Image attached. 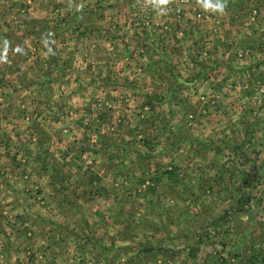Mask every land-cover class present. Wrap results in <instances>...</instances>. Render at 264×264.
<instances>
[{"label":"rangeland","instance_id":"obj_1","mask_svg":"<svg viewBox=\"0 0 264 264\" xmlns=\"http://www.w3.org/2000/svg\"><path fill=\"white\" fill-rule=\"evenodd\" d=\"M102 1L0 0V73L18 63L19 56H14L18 47L11 43L22 35L21 22L27 23L32 35L54 43V52L67 53L60 57L62 66L57 72L61 77L44 76L46 71L37 77L40 83L44 77L53 81L47 90H39L43 99L61 100L59 107L49 104L50 123L43 126L36 119L29 121L28 116L24 122L18 119L13 123L7 120L5 107H0L4 132H20L24 125L39 135L29 141L24 156L16 155V159H23V166L18 168L12 154L15 145L7 137V145H0V230H25L26 238L20 242L32 247L25 251L34 255L32 264H264V129L252 139L248 123L241 131L247 132L245 137L234 136L235 120L243 128L253 112L257 118L264 117V89L257 85L253 92L257 105L247 107L250 114L246 116V107L217 105L219 93L203 83L194 89L192 79L181 75L188 40L180 29L195 23L189 33L194 32L197 38L195 30L205 22L213 27L202 29L212 30L228 13L216 9L218 0H169L165 5H155L151 0ZM87 2L99 19L101 7L96 3L110 4L114 42L106 46L112 54L106 62L105 45L98 36L101 20H94L98 37L89 38V12L73 7L85 8ZM237 2L252 5L254 23L259 18L264 20V0ZM259 2L263 9L259 10ZM149 16L151 26L142 27L141 21ZM119 22L124 26H116ZM131 22L139 24L138 30L145 27V31L139 32L137 39L128 38L133 41L120 42L124 35L133 34ZM167 26L174 34L171 43L160 40ZM224 30L231 32L226 24ZM145 35L150 36L151 46L146 44L133 58L118 57L137 50ZM237 48L234 51L241 53ZM145 49L156 58L149 59ZM108 66L115 70L109 71L110 76L105 73ZM15 67L24 69L21 63ZM4 76H0L5 88L0 89V104L12 93ZM36 91L19 92L13 98L33 104ZM237 95L231 92V96ZM55 137L62 154L68 152L70 156L54 155ZM24 142L25 138L19 140V147ZM206 157L216 168L223 164V169L212 168V175L194 169L201 159L208 161ZM183 164L195 172L183 170ZM44 165L49 168L42 185L40 169ZM145 165H151L152 171ZM231 165L238 181L232 179L228 194L234 201L232 193L237 184L241 201L247 195L252 200L237 205L233 201L214 205L196 201L202 192L211 193L205 182L219 175L227 178L230 171L224 169ZM163 170H172L174 181L151 179L153 171L162 174ZM186 178H197L192 188H186L190 185ZM209 206L215 209V219L202 214ZM224 213L226 222L220 216ZM218 216L221 218L216 219ZM226 243L227 248H223ZM4 257L0 249V261Z\"/></svg>","mask_w":264,"mask_h":264},{"label":"crops","instance_id":"obj_2","mask_svg":"<svg viewBox=\"0 0 264 264\" xmlns=\"http://www.w3.org/2000/svg\"><path fill=\"white\" fill-rule=\"evenodd\" d=\"M237 1L238 0H230V2L226 4L224 12L228 13L229 16L225 18V20L223 19L219 20V23H218L219 27L217 25H214L217 27H214L212 30L204 29L206 27H209V28L213 27L212 23L211 25H209L208 22H205V24L200 26L199 29L195 30L196 31L195 33L197 34V38L194 37V34H193L194 32L189 33V31L192 30L194 26L196 25L195 23L188 25L185 29L184 28L180 29L183 33L182 37L188 40L185 46V50H188V52H186L185 56L183 57L186 60L184 61L185 66L181 70V75L182 77L189 76L192 79L191 82L195 83L193 84L194 89H195V85L199 87L201 83H203L205 84L207 88L212 89L213 91L217 92V94L219 93L218 98L216 100L217 105L246 107V112H245L246 114L244 115L247 116L248 114H250V109L247 107H254L257 105L254 100L255 98L253 94L255 90L257 91V88H258L257 85L260 86L261 89L262 88L264 89V49H263L264 48V20L262 18H259L257 20L258 22L254 23L250 17L251 16L250 8L252 5L242 6V4H239ZM102 2H107V0H104ZM100 3H96L95 5L97 7L99 6L101 7L100 8L101 9L100 19L98 15L95 14V12L97 11L93 7L90 8L92 4L90 6L88 2L87 4H84L86 6L85 8H82V9L77 8L79 7L78 5H76V7L75 6L73 7L75 8V11L76 10L78 11V9H80V10H84V11L86 10L89 12V15L88 16L86 15V21H87L86 25L88 28L86 35L89 38L90 37L97 38L98 36H100L103 47L105 45V48L103 51V60L105 59V62H106V60H109L112 57L110 48L106 46L109 43L112 44V42H114L113 40L114 35L111 32V25L113 26V24L110 22L112 15H111L110 4H107L109 2L102 3L104 4L102 6ZM259 5H260L259 10L261 8L263 9L261 2H259ZM58 7L59 5L56 6L54 10H56ZM138 7H143V6H138ZM119 9H120V5H119ZM260 14H262V12ZM78 17L79 16H77V20L75 21L76 25L80 22V19H78ZM150 17L151 16L141 21L142 27L143 26L147 27L148 25L151 26L152 23L150 20H148L150 19ZM257 17L258 15H256L255 18ZM97 19L101 20V23H102V30L100 32L101 35H98V36L94 28L96 27V23H97V21H94V20H97ZM123 20L125 21L126 19L124 18ZM115 24L116 26L117 25L124 26L122 22L115 23ZM225 24L230 26L231 32L229 30H224L223 32ZM26 25H27L26 22L24 23L21 22V29H19V31L22 35H19L17 42L11 43V45H16L18 47L17 52L15 50L14 56L16 55H17L16 57L19 56V60L17 62L21 63V66H24V69L20 71L18 67H15L18 64L16 63L14 65L12 64L13 67H8L4 73H0V76L5 75L4 77H8L9 79L8 81H9L11 92H12L8 94V98L3 99L4 102L0 104V107H5L6 109L5 114H7L8 121L10 120V121H13L14 123L16 120L21 119L24 122V120H26L28 116L29 121L33 118V119L38 120V122L41 125L43 124V126H46V124L51 122L50 116L52 115L51 107H49V104H52V105L54 104L55 106L59 107L61 100L57 99V100L51 101L50 98H48V100L43 99L44 96L41 97V95L38 94L40 92L39 90L41 91L47 90L48 87L51 86V83H53V81H47L45 80V77H44V80H42V82L40 83L41 80L37 81V77L44 71H46L45 73H43L44 76L53 74L54 77L56 76L61 77V72L60 73L57 72L59 71V67L62 66L60 64L61 62L60 57L62 59L63 58L62 56L64 55L66 56L67 53L59 52V51L54 52L52 50L53 48L52 46L54 45V43L45 41V39L42 36L41 38L38 34L34 33L32 35L28 31V28ZM138 25L139 24L132 23L131 26H132L133 34L129 36V35H124L125 33H123L124 36L122 35L123 36L122 38L120 39L117 38V39L120 42L121 41L129 42L131 39H137L138 33L139 32L142 33L145 31V27L144 29L138 30ZM202 27L204 28L202 29ZM76 28H78V25L76 26ZM165 29L166 30H162L163 34L165 35H162L160 40L166 43L168 42L171 43L173 41L172 39L174 38V34L169 32V26H167V28ZM172 29L173 28L170 27V30ZM76 35L80 36L77 33ZM149 35L153 36L151 34ZM145 36L146 37H144V40L142 41L140 40L139 43L141 45L138 46L137 50H134L133 52H129L127 55L121 54V56H119L118 54V57L122 59H126V60L128 59V57L133 58L138 54V52L142 51L140 48L142 47L145 48L146 44H149V43H150L149 45L151 46L152 40H150L149 38L150 36L149 37L147 35ZM128 38H131V39H128ZM28 42H31V44H29ZM98 42L99 41H97L96 44H98ZM93 43H91L92 47H94ZM153 43H155L154 40H153ZM194 47L196 48V50L193 49ZM237 47H240L242 49L241 53L239 52L236 53V50L234 51V48H237ZM60 49L62 48L60 47ZM73 50H75V48ZM146 52H148L149 59H151L152 57L156 58V55L152 56L150 49L148 51H146L145 49V53ZM28 64H31V65L27 66ZM125 67L126 66H123L122 70H125L124 69ZM102 69L104 70L103 66H102ZM134 70L136 69H133L132 71ZM109 71L111 73L115 72V70L114 71L110 70L108 66L105 73H107V75L110 76ZM29 76L35 77L36 78L35 81H33V78H30ZM187 79L189 80V78ZM181 84L183 85V82ZM184 85L188 86V83L187 84L185 83ZM0 89H5L4 87H1V80H0ZM30 89H32V91L37 90L35 94L36 95L35 100L31 101L33 102V104H26L24 100L21 98L19 99L13 98V96L16 93L28 92ZM231 92H237L238 95L233 97L231 96ZM184 100L185 98L183 99V101ZM254 113L255 112L251 114L252 116L249 117L247 121L245 120L246 122L243 120L245 122L243 125V128L238 126V120H235L236 122L235 125H237V128L235 129L234 136H236V138L240 139V137L246 136L247 132L245 131L243 134L241 133V131L242 129H245L248 123H251L249 124L250 125L249 135L252 139H254L255 136H258V132L264 129V117L257 118L254 115ZM253 128H256L255 130L256 132L253 131ZM30 131L31 130H28L27 127L23 125L22 131L16 132V130L15 131L11 130V132L7 134L6 132L3 131V127H0V145H7L6 143H4L5 137L11 140V145H15V147L12 148L14 149L15 152L12 154H14V164L18 165L17 168L19 166H23V164L21 163L23 159L21 160L16 159V155L24 156V152L27 153V150L25 148L29 146L28 144L29 141L30 140L32 141V139L34 138V135H38V133L35 134L33 130H32L33 133H30ZM58 132L60 133V131ZM69 134H74V132L69 133ZM24 138H25L24 146L19 147V140L24 139ZM93 138L94 137L92 136V139ZM57 140H58V137H55V148L56 149L54 151V155H55V152H57L58 157H61V154L63 151L60 149L61 143L57 142ZM93 141L94 140H92L91 143H93ZM93 144H91L90 146L91 148H93L92 146ZM40 145H44V144L41 142ZM6 148L7 149L10 148L9 144H8V147ZM7 153L11 154V152L6 150V154ZM86 153L91 154L90 151H87ZM132 153L136 154V152H130V154ZM66 154L67 156H70V153L68 152H65L64 154H62V156ZM212 156H215V155L213 154ZM206 158L208 159V161L201 159L200 163L194 164L195 165L194 169L200 168L201 170H204L206 173H209L211 175L213 174L212 168L217 171L223 169L222 168V166L224 167L223 164L222 166L217 164L219 168H216L215 165H212L210 163L211 162L210 159L208 157ZM58 159L60 160V158ZM56 166L57 164L54 161V167ZM150 166L151 165L149 166L145 165V168L148 167L149 172L152 171L151 169L152 167ZM225 167L227 168H225L224 170L230 171L229 176L227 178L222 179V175H219L216 177H212L208 182H205L206 186L204 187H206L207 189H210L211 193H208L209 191L202 192L203 195L200 194V200H196V201L200 202L202 200L204 201V203H210L211 205H214L218 202L225 204V203H231L233 201L232 197H230V194H228V192L232 188L231 187L232 179L237 180V174H232V165L231 167L229 166H225ZM48 168L49 166L44 165L40 169V170L43 169L42 171L43 175L41 176L43 180L42 185L45 184V178H47V176L44 175V173L46 172ZM184 169L185 171L195 172V170H193L192 168H188L187 165L183 164V170ZM161 173L162 174H157V173H154L153 171V174H151L152 175L151 179L153 180V178H156V180L166 179L167 181L168 180L174 181V178H172V176H175V174L167 177V175H164L163 172ZM189 175H191V173H189ZM202 175L204 176L203 171L200 172L199 177L202 178ZM183 177L184 176H182V180H181L182 183L185 182L184 181L185 178ZM192 177H193V174H192ZM196 180L197 178L191 179V181L189 180V178L188 179L186 178V181H190L189 186L185 185L186 188L187 187L192 188L193 185L196 183ZM228 181L230 182V184ZM210 185L211 186L213 185L217 189L214 190L213 186L211 187ZM237 190H238V185L236 184L234 191L232 193V195L234 196L233 202L236 205L238 204V202H241V199H242V194H237ZM250 208L253 209V206L250 205ZM204 209L205 210H203V213H202L204 218L215 219L214 218L215 209L213 208V206L204 207ZM220 216H222V214ZM220 216H218L216 219L218 218L220 219L221 218ZM231 217H233L232 214H231ZM235 217L236 216H234L233 218ZM213 223L214 222H211V224ZM211 224L207 225V227L210 228ZM0 225L2 226V224ZM232 225H233V228H235V225L237 224L233 221ZM9 231H12V232L7 233ZM214 231L215 230H208V232L210 233L211 232L214 233ZM262 231L264 234V230ZM25 235H26L25 230H8V231L0 230V238L3 240L2 242H0V249L2 250V254L5 256L4 259L0 261V264L2 263V261H4V264H32V262L34 261V255L32 253L29 255L25 253L27 248H32V247L29 246L27 242H23V243L20 242L22 237L26 238ZM38 245H41V244H38ZM223 248H227V243L225 246H223ZM44 249H47V248L44 246ZM41 252H44V251H41Z\"/></svg>","mask_w":264,"mask_h":264},{"label":"clouds","instance_id":"obj_3","mask_svg":"<svg viewBox=\"0 0 264 264\" xmlns=\"http://www.w3.org/2000/svg\"><path fill=\"white\" fill-rule=\"evenodd\" d=\"M169 2V0H151V3L155 5H165ZM226 7V0H218L216 4V9L220 12H223Z\"/></svg>","mask_w":264,"mask_h":264},{"label":"trees","instance_id":"obj_4","mask_svg":"<svg viewBox=\"0 0 264 264\" xmlns=\"http://www.w3.org/2000/svg\"><path fill=\"white\" fill-rule=\"evenodd\" d=\"M104 144H107L106 142H104ZM112 166V165H111ZM163 174L164 175H167V177L168 176H172V175H174V173L172 172V170H164L163 171ZM90 177H89V182H90ZM250 199H252V198H250V196H245L244 198H243V201H241V202H239V203H241V204H244V202L246 201V202H248V200H250ZM245 202V203H246ZM226 217H227V213H224L223 215H222V218H221V220L224 222H226L227 220H226Z\"/></svg>","mask_w":264,"mask_h":264}]
</instances>
